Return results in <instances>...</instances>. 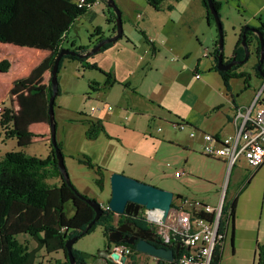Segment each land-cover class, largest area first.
I'll return each instance as SVG.
<instances>
[{"label":"crops","instance_id":"crops-1","mask_svg":"<svg viewBox=\"0 0 264 264\" xmlns=\"http://www.w3.org/2000/svg\"><path fill=\"white\" fill-rule=\"evenodd\" d=\"M215 1L220 4L221 20L228 21L231 26V37H238L243 27H261L264 34V0ZM100 2L96 3L97 7ZM118 5L121 9L123 36L98 52L99 56L94 61V65L102 71L111 73L115 82L111 83L110 79L111 84L106 86L107 78L101 73V77L92 76L88 80V87L91 82L94 83L95 90L91 92L95 95L92 99L98 108L93 113L95 117L88 116V119L94 123L99 121L102 131L95 138L85 139L87 149L75 152L77 154H72V157H80L78 153L86 155L103 170L104 182L113 173H120L155 185L156 181L166 177L181 179L182 175H173L177 168L159 175L156 159L160 145L180 146L183 147L181 151L187 162L186 168L191 171L199 167V175L207 178L211 186V190L206 192L208 194L197 197V200L216 205L222 195L226 196L224 176L228 167L223 160L210 159L202 154L201 133L219 137L232 134L235 129L232 121L235 109L251 105L262 86L263 78L254 75L253 80L245 69L239 68L236 73L246 72L248 78H230L229 88H226L215 69L216 61L213 58L218 38L216 25L208 21L201 0H163L160 10L153 9L145 0H119ZM88 12H91V16L95 15V7ZM81 19L77 18L70 28L76 29ZM100 27L103 39L114 35L112 24L106 22ZM96 39L92 37L88 45L82 46H88L90 50ZM71 42L75 46L81 45L74 39L69 40L67 32L63 46H70ZM250 48L255 53L256 42L253 39ZM204 52L209 56L203 57ZM231 53L224 58L228 59ZM79 65L82 66L80 62ZM17 78L14 76L11 79L10 88ZM48 78L49 74L47 76L44 73L43 83L46 84ZM58 88L62 90L61 85ZM7 94L9 96V92ZM97 94L100 99L96 98ZM2 101L5 99H0V103L4 104ZM105 105L112 108L109 110ZM258 105L264 108V91L258 97ZM63 109L71 123L86 130L85 118L76 110ZM157 122H161L163 128L157 129L160 134H153L152 128ZM178 123L186 124L184 134H174V125ZM29 130L41 135L36 140L46 141L49 154V125L32 124ZM192 130L196 131L194 136H190ZM251 178L234 198V219L226 230L219 264H257V245L264 244V216L262 212L257 218L253 212L237 216L238 199L247 192ZM54 179L56 181L50 184L59 183L58 178ZM143 212L142 209L140 215ZM124 216L134 218L127 214ZM113 225L116 226L114 220ZM148 228L158 235L160 233V236L166 235L162 228Z\"/></svg>","mask_w":264,"mask_h":264},{"label":"trees","instance_id":"trees-1","mask_svg":"<svg viewBox=\"0 0 264 264\" xmlns=\"http://www.w3.org/2000/svg\"><path fill=\"white\" fill-rule=\"evenodd\" d=\"M85 1L89 3L101 1L106 5L105 0ZM145 1L153 9L160 10L163 0ZM201 1L207 12L208 21L214 22L212 15L209 13L207 1ZM211 1L219 15L220 4L215 0ZM88 11L90 10L86 8H78L75 0H0V45L9 44L20 48L49 52V55L35 66L27 76L13 80L9 90V101L12 103L14 100L13 102H15L17 108L5 109L1 116L0 125L6 128L8 137L15 138L18 148L22 149L29 146L41 136L30 131V125L49 123L48 101L52 93L50 71L59 51L62 48L70 49L77 54H84L89 51L88 46H75L74 42H71L70 46H63L70 26L77 18L85 15ZM106 22L112 24V30L115 34V14L109 13ZM245 28L241 29L229 59H232V57L236 60L243 59L244 51L241 46V37ZM258 30L263 32L261 27ZM100 32V27H95L93 33L90 34L91 39L97 37L92 43V47L103 40ZM252 39L256 42L255 55L257 57V62L252 69L254 75L260 77L259 73H264V61L260 70H257L260 53L258 39L256 35L247 31L245 41L249 46ZM111 44L104 45L99 52L105 50ZM216 53L217 40L213 51L215 61H217ZM88 58L63 56L59 62V67L63 59H76L81 63L83 69L98 70L103 74L107 78L106 86L115 82L111 73H106L96 65L88 63ZM243 65H235L230 71L226 72L216 70L222 77L226 88H229L228 80L230 78H248L246 72L236 73ZM10 68L11 63L7 59L0 60V73H7ZM46 72H49V78L45 84L42 81V76ZM110 79H112L111 83H109ZM93 84L92 82L89 84L90 90H95ZM86 122L89 123L86 137L88 139L95 138L102 131L100 122L94 123L89 120H86ZM8 124H12L11 128H7ZM56 147L59 150L61 148L57 142ZM50 148L49 155L44 159L26 155L22 150L7 152L0 158V264H35L36 254L41 249L49 254L62 251L65 257V243L69 238L78 236L79 239L90 233L96 226H100L104 237L107 239L109 232L115 228L113 225L115 214L106 209L105 205L98 220L87 232L82 234L83 229L86 228L95 214L92 208L78 197L80 193L75 187L63 180L51 141ZM78 161L95 172L97 176L95 184L102 189L104 182L103 170L94 165L87 156L78 159ZM54 178H58L59 183H48V180ZM82 196L86 198L85 195ZM179 197L177 196V198ZM225 197L219 231H223L227 223H233L235 214V199L230 205H226ZM68 204L71 205V209H75L72 215L67 211L66 206ZM124 221L146 226L141 217L126 218ZM18 235H25L33 240L36 244L35 248L30 250L27 245L19 242ZM116 245L121 246V244ZM123 246L129 247L131 250L129 264H136V257L140 253L135 250V246L126 244H123ZM221 247L222 245H219L215 248L211 264L220 263ZM72 255L74 264H92L87 260L89 256L81 251L72 248ZM91 258L100 259L102 261L100 264H117L111 259L99 255H93ZM53 264L70 263L65 258L64 260H56ZM257 264H264V244L257 245Z\"/></svg>","mask_w":264,"mask_h":264},{"label":"rangeland","instance_id":"rangeland-1","mask_svg":"<svg viewBox=\"0 0 264 264\" xmlns=\"http://www.w3.org/2000/svg\"><path fill=\"white\" fill-rule=\"evenodd\" d=\"M117 8L121 9L118 5L119 0H114ZM98 5V4H97ZM95 4L96 14L91 16V12H87L81 16V21L77 24V28H69L68 39H74L77 44L88 45L91 38L90 34L93 33L92 28L104 26L108 13H113V10L108 8L102 2L97 7ZM92 7V8H93ZM101 9V10H100ZM108 11V13H107ZM222 32H223V57H227L233 50L237 37H231V26L226 20H221ZM213 25L215 26L214 22ZM101 28V27H100ZM216 28V26H215ZM231 39V43L228 41ZM107 39V38H106ZM229 39V40H228ZM66 45V44H65ZM92 48V47H91ZM251 55L248 61L241 67L245 69L254 80V70L251 68L253 64L257 62V57L252 48H250ZM48 55V51L30 48H20L14 45L1 44L0 45V60L7 59L11 63V68L7 73H0V99H5L1 104V107L5 109L14 108L15 102L12 104L9 101V88L11 79L16 76L18 78L25 77L32 68H35L39 62ZM99 53L94 54L89 58L91 64H95L96 58ZM225 59V58H224ZM27 69V70H26ZM49 72L45 73L48 76ZM100 76L98 70H86L82 69L76 59H63L58 69L57 79L58 86L61 85L62 90L55 97L54 100V122H55V140L57 143H61V153L63 157L64 166L66 168L69 181L78 191V193L85 195L90 200L101 202L103 206L107 204L110 195L109 179L103 182L104 186L100 189L95 184L97 176L92 169L87 168L84 164L80 163L78 159H83V153H78L80 157H72V154H77V151H83L87 149V145L84 143V134L89 128V123L84 122L86 130L75 126L77 124L71 123L70 119L66 117V113L63 108L76 110L82 118L86 120L89 117H95L91 112V108H96L93 97L94 92L88 87V83L92 76ZM101 77V76H100ZM60 88V87H59ZM67 88V89H65ZM14 101V100H13ZM108 105H106L107 107ZM81 113V114H80ZM93 114V115H92ZM0 112V122L1 116ZM70 124H73L70 126ZM12 124H8L7 128H11ZM162 130L161 122H157L153 126V134H160L157 129ZM66 129V131H64ZM174 134H184L183 130L174 128ZM157 131V132H156ZM153 136V135H151ZM16 140L13 137L6 135V128L0 125V158L7 152L22 150L26 155L35 156L41 159L46 158L48 154V145L45 140H34L29 146L25 148H18ZM183 147L180 146H165L160 145L157 154V171L160 174L171 171L177 168V171L182 172L181 179H175L173 177H166L160 181H156L155 185L158 188L170 191L173 193L174 198L177 196L186 197L188 199H196L199 196H204L208 190H211V186L207 178L199 175V167H194L189 171L187 162L183 152ZM89 156V155H88ZM256 171V170H255ZM251 171L248 169L243 161H240L232 169H226L224 179H226V185L224 194L226 191V205H230L236 195H238L241 187L251 178L255 173L248 185L246 193L242 194L238 199L237 204V216L242 217L247 212L254 213V217H259L261 212L264 216V166L258 171ZM56 179L48 180L49 183L55 182ZM149 184V183H147ZM151 185V184H150ZM227 188V189H226ZM225 196V195H224ZM210 197H213L210 195ZM207 203V202H206ZM210 206H216L208 203ZM67 211L70 215L74 213L75 209H71V205L68 204ZM115 225L118 226L124 223L123 215H114ZM147 226V225H146ZM149 227V226H148ZM154 227V226H153ZM162 233L164 232L161 230ZM19 242L24 243L31 250L35 248L36 244L33 240L25 235H18ZM107 239L103 235L102 228L96 226L90 233L83 235L74 243L73 248L87 254L88 262L92 264H100V259L91 258L93 255H98L99 252L107 251L110 253L113 250V246L107 249ZM229 249V247H228ZM64 254L62 251L54 253H46L43 249L39 250L36 254L35 264H53L56 260H64ZM148 262V263H147ZM130 259L126 260L124 264H129ZM136 264H154L152 257H145V255H138L136 257Z\"/></svg>","mask_w":264,"mask_h":264},{"label":"built area","instance_id":"built-area-1","mask_svg":"<svg viewBox=\"0 0 264 264\" xmlns=\"http://www.w3.org/2000/svg\"><path fill=\"white\" fill-rule=\"evenodd\" d=\"M98 3L86 2L85 0H75L78 8L91 10ZM207 52L203 57H208ZM199 76L197 75L196 78ZM264 91V78L257 96L248 107H237L232 121L234 131L232 134L219 137L209 133H201V152L205 157L214 160H223L228 169H232L240 161H244L251 171H255L264 164V108L258 105V97ZM97 94V99L99 98ZM106 106V105H105ZM107 106V109H111ZM98 108H91L95 112ZM0 112L4 108L0 105ZM178 130H184L187 126L184 123L174 125ZM195 130L190 132L194 136ZM182 172L175 171L174 177H179ZM224 196L220 198L216 206H210L195 199L174 198L164 223L161 222V211L144 209L141 220L146 225L162 228L166 235L156 233L158 239L165 245L174 248L175 243L172 235H179L182 238L177 257L172 261H162L154 259V264H211L215 248L222 245L226 236L227 223L223 231H219V222L222 215ZM104 208L103 205H101ZM107 209V205L105 206ZM134 219V218H133ZM151 229V228H150ZM187 249V250H185ZM113 250L121 252L126 260L131 255V250L127 246H113Z\"/></svg>","mask_w":264,"mask_h":264},{"label":"water","instance_id":"water-1","mask_svg":"<svg viewBox=\"0 0 264 264\" xmlns=\"http://www.w3.org/2000/svg\"><path fill=\"white\" fill-rule=\"evenodd\" d=\"M106 5L108 8L113 10L115 14V24H116V31L115 34L107 39L102 40L101 42L97 43L94 47H92L87 53L84 54H77L76 52L62 48L58 55L55 57L54 62L51 67L50 71V84H51V96L49 97L48 101V117H49V127H50V140L51 144L54 148L55 158L57 159V164L61 172V176L63 180L70 184L69 177L64 166L63 157L61 151L56 147V140H55V125H54V117H53V105L54 100L57 95L58 91V69H59V62L63 56H75L77 58H87L95 53H98L100 49L109 43H113L116 40L122 37V22L120 17V11L117 8L114 0H105ZM208 5L209 13L212 15L214 23L216 25L218 39H217V56H216V70L217 71H230L233 66L235 65H242L245 64L249 57H250V50L249 45L245 41V33L251 32L256 35L258 39V47L260 50L258 56L257 70H260L261 65L264 61V34L263 32L259 31L255 28L246 27L243 30L242 37H241V46L244 51V57L242 60H236L232 57L231 61L227 64L223 63V32H222V25L220 21V17L217 11L214 9L212 1L206 0ZM260 77L264 78V73H259ZM110 183V197L107 201V209L112 211L116 215H130L134 218L141 217L140 211L143 209L152 210L156 209L161 211V222L164 223L169 210L171 208V204L173 201V193L156 186L138 181L134 178L128 177L126 175L120 173H113L109 179ZM80 199H83L93 210L94 218L90 221V223L83 229L82 234L87 232L89 228L94 225V223L98 220L99 216L101 215L103 208L101 207L100 203L95 200H90L88 198H84L81 194L78 195ZM130 224V223H129ZM122 228L118 227L114 231L109 232L108 240L111 242L112 245L124 243L130 245L131 241H126L123 239H119L116 237L117 235H121ZM126 231H131L129 227L126 228ZM148 237L140 238L137 243L135 244V250L143 255L152 257L154 259H160L162 261H172L175 257L178 256L179 251L182 250L180 247V243L182 238L179 235H172V240L175 243L174 248L167 247L162 242L158 240L155 233L151 230H144ZM78 236H73L69 238L65 243V251L66 256L65 258L69 261L70 264H74V258L72 255V248L74 243L77 241ZM157 239L161 246H157L154 240ZM156 241V240H155ZM187 250V249H185ZM99 256L111 259L113 262L117 264H124L126 261V257L117 250H112L110 253L107 251H102L98 253Z\"/></svg>","mask_w":264,"mask_h":264},{"label":"flooded vegetation","instance_id":"flooded-vegetation-1","mask_svg":"<svg viewBox=\"0 0 264 264\" xmlns=\"http://www.w3.org/2000/svg\"><path fill=\"white\" fill-rule=\"evenodd\" d=\"M104 40V39H103ZM101 42V41H100ZM99 43V42H98ZM231 61V58L229 59H223V63L224 64H227L228 62ZM144 213V212H143ZM143 213L141 215V218L143 216ZM125 215V214H124ZM123 215V216H124ZM127 217L124 216V219H126ZM118 227H121L123 230L121 232V235H117L116 237H118L119 239H123V240H126V241H131V244L130 246H135V244L137 243V241L140 239V238H144V237H148L149 235L146 234V232L144 230H151L150 228H148L147 226H142L140 224H129L127 222L124 221V223H121L119 224L118 226H115V228L113 229V231L118 228ZM129 227L131 229V231H126V228ZM152 231V230H151ZM156 240V241H155ZM154 242H156V245L157 246H161V244L157 241V239H155ZM107 249L111 248V246H113L111 244V242L108 240V235H107ZM160 241V240H159ZM161 242V241H160ZM126 244V243H124ZM163 244V243H162ZM128 245V244H126ZM165 245V244H164ZM167 247H171L170 245H165ZM145 257H148L145 255ZM148 263V262H147Z\"/></svg>","mask_w":264,"mask_h":264},{"label":"clouds","instance_id":"clouds-1","mask_svg":"<svg viewBox=\"0 0 264 264\" xmlns=\"http://www.w3.org/2000/svg\"><path fill=\"white\" fill-rule=\"evenodd\" d=\"M101 205V204H100ZM107 205V204H106ZM114 246V245H113Z\"/></svg>","mask_w":264,"mask_h":264}]
</instances>
